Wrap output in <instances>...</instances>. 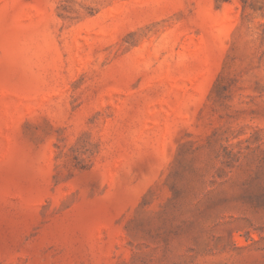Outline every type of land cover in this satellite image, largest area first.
<instances>
[{
	"label": "rangeland",
	"instance_id": "rangeland-1",
	"mask_svg": "<svg viewBox=\"0 0 264 264\" xmlns=\"http://www.w3.org/2000/svg\"><path fill=\"white\" fill-rule=\"evenodd\" d=\"M0 264H264V0H0Z\"/></svg>",
	"mask_w": 264,
	"mask_h": 264
}]
</instances>
